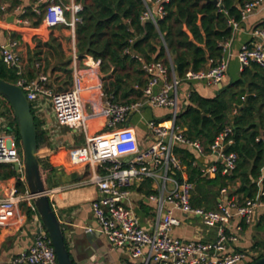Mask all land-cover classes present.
I'll use <instances>...</instances> for the list:
<instances>
[{
  "label": "built area",
  "instance_id": "obj_1",
  "mask_svg": "<svg viewBox=\"0 0 264 264\" xmlns=\"http://www.w3.org/2000/svg\"><path fill=\"white\" fill-rule=\"evenodd\" d=\"M41 1L47 2L43 13V26L51 28L64 24L71 30V87L63 91H53L47 85V74L42 72L35 78L28 79L23 74L20 55L13 49L17 45L15 41L0 45V61L16 69L14 84L22 89L30 106L40 96L45 97L59 125L70 126L83 133V142L68 150V158L73 165L88 167L89 173L84 180L94 185L98 193L91 202L96 226H87L85 230H98L113 248L126 251L128 257L122 264H237L256 258L243 251L227 250L228 241L236 238L226 233V227L234 217H238L245 224H251L256 210L259 207L264 208V189L260 188L255 197L239 202L233 197L228 198L227 187H222L216 209L193 206L191 195L194 184L186 178L178 177L177 173L182 171L183 165L173 152L175 144H183L210 157L212 162L201 170L204 177L218 171L222 175L229 174L235 168L237 154L227 151L234 143L231 124L225 125L207 146L199 139L186 136L182 128L176 125L180 85L189 81L220 84L228 69V59L222 56L215 63L209 60L204 70L189 69L182 77H177L171 67L169 77L168 68L162 60L147 59L128 46L124 53L138 62L146 74L147 83L141 89L142 97L139 100L129 103L114 102L105 95L102 84L95 76L85 77L79 68L75 54L74 27L78 20L76 13L81 5L74 0L67 6L57 2L58 0ZM168 1L142 0L144 8L140 20L150 21L157 26V20L165 14L164 3ZM263 6L264 0H246L240 9V20L228 18L227 24L234 32L241 22ZM14 11L17 14L15 25L31 28L29 20L20 17L25 11L21 1ZM35 11L39 13L37 9ZM66 11L70 12L69 19L66 18ZM228 45L229 40L224 43V52ZM84 58L87 59L85 64L91 61L88 66L99 67V60L89 56ZM236 59L240 70L253 62L264 69V27L252 29L251 39L239 47ZM95 91H99L102 100L99 104L90 103L89 111H86L85 95ZM145 105L169 108L171 119L169 125L149 121V135L154 140L141 148L135 131L126 121L129 115L139 112ZM234 112H237V107ZM1 163L10 164L12 167L17 164L19 169H23V159L16 138L5 128L0 132ZM21 174L25 191L19 192L16 186H12L0 197V226L11 221L17 225L22 224L20 216L14 218V211L19 203L25 202L35 213L38 220L37 230L30 246L12 257L9 264H58L51 239L39 218L33 197L29 194L23 171ZM145 180L152 185L147 199L154 204L152 225L149 229L141 226L139 217L130 205L132 185ZM49 192L48 189L47 193ZM174 212L190 217L197 216L207 227H214L215 240H183L174 236L172 229L181 223Z\"/></svg>",
  "mask_w": 264,
  "mask_h": 264
},
{
  "label": "trees",
  "instance_id": "obj_2",
  "mask_svg": "<svg viewBox=\"0 0 264 264\" xmlns=\"http://www.w3.org/2000/svg\"><path fill=\"white\" fill-rule=\"evenodd\" d=\"M30 1L32 5H26L20 17L29 20L32 26H38L47 2ZM245 1L219 0L218 4H214L212 0H169L164 3L163 18L158 19L155 26L150 21L140 20L144 8L142 0H74L81 5L74 27L76 55L78 59L91 56L100 61V71L104 74L103 92L112 101H137L142 97L141 89L147 83V77L138 62L124 53L128 46L147 59L162 60L168 68L169 77L171 67L177 77L184 76L189 69L204 70L209 60L215 63L223 56L224 43L233 35L227 19L239 21L240 9ZM17 2L19 0H11L12 5ZM57 2L67 3L66 0ZM65 14L68 17V12ZM257 27H264V19ZM51 40L54 41L53 38ZM130 40L133 41L130 43ZM30 62L33 63L32 58ZM69 63L70 60L58 68L66 73V79L71 82V70L66 69ZM48 66L47 62L45 73ZM24 73L29 78L38 74L35 70L34 74ZM16 77V69L0 61V78L15 83ZM233 107H238V113L229 119L228 114ZM31 112L33 114L32 109ZM33 117L39 170L45 187L50 188L48 180L54 167L46 159L50 153L44 143L39 121L34 114ZM1 118L5 130L14 134L23 159L16 118L8 101L0 95ZM176 123L187 128L185 133L188 137L201 140L205 146L225 125L231 124L233 127L234 143L227 151L235 152L237 161L229 174L222 175L218 171L210 177H202L200 165L193 163V154L183 146L174 147L173 152L185 166L188 180L195 183L196 192L191 197L193 204L201 205L204 202L207 208L212 207L222 187L231 189L236 186L229 197L234 195L239 202L255 197L260 188L264 189V69L261 66L253 62L243 68L237 79L219 88L214 96L207 97L196 90L191 91L186 107L176 116ZM16 174L11 165L0 164V179ZM77 179L74 177L73 180ZM16 186L19 192L25 191L22 182L17 181ZM146 187L149 192V183ZM213 187H218V191L211 193ZM261 224L264 232V217ZM262 255L264 253L257 257Z\"/></svg>",
  "mask_w": 264,
  "mask_h": 264
},
{
  "label": "crops",
  "instance_id": "obj_3",
  "mask_svg": "<svg viewBox=\"0 0 264 264\" xmlns=\"http://www.w3.org/2000/svg\"><path fill=\"white\" fill-rule=\"evenodd\" d=\"M20 1L23 7L26 5H32L30 0H19V2L14 5L11 4V0H0V45L12 43L13 41L17 42L16 47H13V49L20 55L21 67L22 70H24L23 74H25L24 72H33L34 74V70L36 74L37 72L45 73V64L48 62L49 66L47 73H45L48 76L47 85L53 91H59L53 87L51 78H53V76L58 77L63 73L58 67L60 64H64V62L68 60H70V63L66 67L68 68L69 66V69L71 70V61L73 57L71 30L64 24L46 28L42 25L43 17L38 26H32L30 24L31 28H29L15 25L14 19L17 17V14L14 11V8L20 3ZM66 1L67 3L62 5H69L72 0ZM2 6H4V8H2ZM10 16H13L12 20H10ZM70 16V12H68V17L66 16V18L69 19ZM263 19L264 6L254 11V13H252L245 21L241 22L239 27L233 32V35L229 40V45L223 54V56L228 59V69L220 84H208L203 81H189L183 82L180 85L178 96L181 95V98L179 100L178 97L177 113L183 111L186 107L187 99L191 91L196 90L203 96L211 97L215 95L219 88H222L229 81L237 79L241 70L236 59V53L243 43H246L251 39L252 29L257 27V24ZM58 26L62 27L59 29L57 28ZM52 38L54 41L51 40ZM45 43H48L47 46H45ZM68 48H70V51H68ZM34 54L36 55L35 57ZM90 57L91 56H89V58ZM30 58H32L33 63L30 62ZM86 60L87 59L84 57L78 59L79 68H81L83 75L85 77L95 76V78L103 85V76L100 71V66H88L91 64V61L89 60L87 61L88 63L85 64ZM25 76L28 79H32L26 74ZM85 96L86 101L84 106L88 109L90 103L96 102L99 104L102 100L99 91L88 92ZM235 108L236 107H233L229 112V119H232V117L238 113V107L237 112H234ZM31 109L34 116L39 121L40 130L43 132L45 138L44 143L50 153L46 159L54 167V171L48 180L50 188H46L50 190L48 197L63 229L65 242L73 263L122 264L128 257L126 251L113 248L105 236L98 230H94L93 232H87L85 230V227L87 226H96L91 202L97 197L98 193L94 185H91L84 180L89 173L88 167L85 165H73L68 158V150L83 142V133L73 127L59 125L54 118L49 101L43 96H40L33 105L31 104ZM170 119L171 110L169 108L150 107L145 105L139 112H134L129 115L126 124L135 131L139 146L142 148L146 147L154 140V138L149 135L147 127L148 122L155 121L163 125H169ZM176 125L181 127L184 134L187 136L185 133L187 128L177 123ZM3 130L4 124H2L1 121L0 132ZM177 145L185 147L193 154L195 158L193 163L194 165H200L201 170L204 166L212 162L210 157L197 152L190 146L175 144L173 149ZM13 168L15 169V166H13ZM16 171V176L0 179V197L5 194L7 189L16 186L17 181L22 182L24 185V180L21 181L20 179L23 169H18ZM177 174L180 179L186 178L188 180L185 166H183L182 171ZM74 177H77L78 179L73 180ZM147 183H149V192H147ZM193 184L194 188L192 194L196 192L195 183ZM151 187L152 185L150 181L145 180L132 185L130 193V205L139 217L141 226L147 229L152 225V210L154 206V204L147 199V195L151 192ZM234 187L236 188V186ZM55 188H59V190H53ZM230 192V187H227V197H233L237 200V197L234 195L229 197ZM219 196L220 194L218 191L215 201L210 208H207L204 202H202L201 205L191 203L196 207L216 209L217 202L220 198ZM28 210L30 209L27 203L24 205L18 204L14 211V218L20 216L23 223L17 225L14 221H11L7 225L0 226V264H9L12 257L25 251L33 242L38 220L35 213L30 210L29 215ZM174 215L181 220L180 225L172 229V234L174 236L183 240H215L216 229L204 225L197 216L190 217L180 212H174ZM263 217L264 208L259 207L254 214L253 222L249 225L243 223L238 217L231 219L226 227V233L233 235L236 240L228 241L227 250L243 251L251 257H257L259 255L258 248L264 245V242L259 236L261 233L264 236L261 224L263 222ZM237 264H242V262Z\"/></svg>",
  "mask_w": 264,
  "mask_h": 264
},
{
  "label": "water",
  "instance_id": "obj_4",
  "mask_svg": "<svg viewBox=\"0 0 264 264\" xmlns=\"http://www.w3.org/2000/svg\"><path fill=\"white\" fill-rule=\"evenodd\" d=\"M212 2L218 4L219 0H212ZM12 18L13 16H10V20ZM0 95L8 101L16 118L23 156L24 178L29 194L33 197L39 218L51 239L57 262L58 264H74L66 246L63 229L50 203L48 189L41 178L37 155L36 128L30 103L19 86L1 78ZM18 169L16 164L15 170ZM248 264H264V255L255 258Z\"/></svg>",
  "mask_w": 264,
  "mask_h": 264
},
{
  "label": "rangeland",
  "instance_id": "obj_5",
  "mask_svg": "<svg viewBox=\"0 0 264 264\" xmlns=\"http://www.w3.org/2000/svg\"><path fill=\"white\" fill-rule=\"evenodd\" d=\"M23 2V1H22ZM62 26H58L57 28H61ZM68 51H70V48H68ZM66 69H69V66L68 68L66 67ZM102 76H104V74L102 73ZM51 83L53 85V87L56 89V90H65V89H68L70 88L71 86V82L69 80L66 79V73L63 72L62 74H60V76L58 77H54L51 78ZM180 91V89L178 90V92ZM179 97V100L181 98V95L178 96ZM86 111H89L88 108H85ZM1 121H3V119L1 118L0 119V126H1ZM235 187H232L231 188V191L234 190ZM209 191H210V188H209ZM218 191V187H213L211 189V193H215ZM212 195V194H211ZM209 195V196H211ZM204 206V205H203ZM260 236V239H262V241L264 242V236L261 234H259ZM261 253H264V245L261 246L260 248H258V254H261Z\"/></svg>",
  "mask_w": 264,
  "mask_h": 264
}]
</instances>
